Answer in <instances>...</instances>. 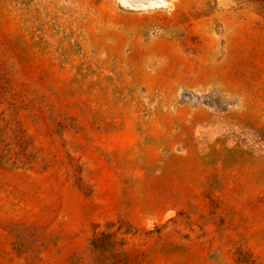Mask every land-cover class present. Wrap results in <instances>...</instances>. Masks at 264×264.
<instances>
[{
    "label": "rangeland",
    "instance_id": "374dc122",
    "mask_svg": "<svg viewBox=\"0 0 264 264\" xmlns=\"http://www.w3.org/2000/svg\"><path fill=\"white\" fill-rule=\"evenodd\" d=\"M0 264H264V0H0Z\"/></svg>",
    "mask_w": 264,
    "mask_h": 264
}]
</instances>
